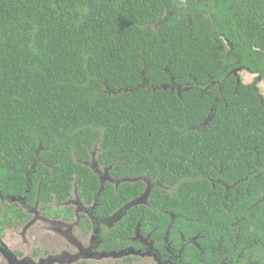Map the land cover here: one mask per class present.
I'll return each instance as SVG.
<instances>
[{"label": "trees", "instance_id": "obj_1", "mask_svg": "<svg viewBox=\"0 0 264 264\" xmlns=\"http://www.w3.org/2000/svg\"><path fill=\"white\" fill-rule=\"evenodd\" d=\"M239 68L264 80V0H0V185H41L44 206L75 177L91 193L96 148L117 177L174 188H153L156 213L196 214L212 178L259 193L264 97ZM145 185L112 187L113 206ZM244 188L233 206L259 230Z\"/></svg>", "mask_w": 264, "mask_h": 264}, {"label": "flooded vegetation", "instance_id": "obj_2", "mask_svg": "<svg viewBox=\"0 0 264 264\" xmlns=\"http://www.w3.org/2000/svg\"><path fill=\"white\" fill-rule=\"evenodd\" d=\"M90 161L84 163L90 166ZM97 163L98 168H90L100 182L98 190L84 191L75 177L67 196L48 197L46 206L41 185L32 190L25 182L17 191L0 185V264H264V223L254 230L252 223H243L247 215L238 216L233 206L238 188L246 187V211L252 212L264 203L263 187L251 193L248 184L212 178L214 191L198 194L196 214L156 213L153 188L171 192L173 187L144 174L117 177L98 158ZM256 164L254 172L264 170L260 157ZM138 180L146 184L142 192L115 208L112 187L121 197L122 186ZM149 182L154 183L150 189ZM46 221L59 224L62 232L53 234Z\"/></svg>", "mask_w": 264, "mask_h": 264}, {"label": "rangeland", "instance_id": "obj_3", "mask_svg": "<svg viewBox=\"0 0 264 264\" xmlns=\"http://www.w3.org/2000/svg\"><path fill=\"white\" fill-rule=\"evenodd\" d=\"M234 74L238 77V79L244 81L245 83H248V84L253 83L256 86H258L261 95L264 97V80H262V79L256 80V75L252 74L251 72H249L247 69H244V68H239L238 70H235ZM91 154H92V159L90 161V166L98 168L99 167L98 163H97L98 150L96 148H94V150L91 151ZM87 164H89V162H87ZM101 171L103 172V175L106 173L105 169H103V168ZM153 184L154 183L149 182L148 188L150 189L151 185H153ZM45 225L55 235L60 234L63 230V228H61V226L59 224H56V223L46 221ZM49 229H48V231H49ZM27 240L30 241L29 238Z\"/></svg>", "mask_w": 264, "mask_h": 264}, {"label": "water", "instance_id": "obj_4", "mask_svg": "<svg viewBox=\"0 0 264 264\" xmlns=\"http://www.w3.org/2000/svg\"><path fill=\"white\" fill-rule=\"evenodd\" d=\"M238 70V69H237ZM234 73V72H233ZM241 80L240 79H238V83L240 82ZM211 117H209V119H210ZM209 119L207 120V122L206 123H208V121H209Z\"/></svg>", "mask_w": 264, "mask_h": 264}]
</instances>
